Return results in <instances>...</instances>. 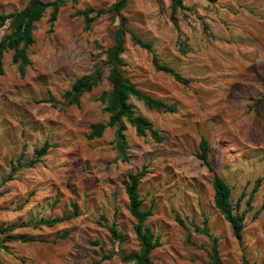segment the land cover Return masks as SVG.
<instances>
[{"label":"rangeland","instance_id":"rangeland-1","mask_svg":"<svg viewBox=\"0 0 264 264\" xmlns=\"http://www.w3.org/2000/svg\"><path fill=\"white\" fill-rule=\"evenodd\" d=\"M27 1L0 0V13L18 11ZM115 1L67 0L52 24L47 8L36 22L23 75L12 51L3 55L0 226L70 214L71 202L78 215L53 227L14 229L10 234L32 241L3 242L0 264H93L110 250L115 251L111 259L99 264H134L119 259V253L138 250L122 181L142 166L148 170L138 187L142 208H152L146 224L160 241L150 255L153 264H210L211 241L195 232L205 219L222 264H244L243 259L264 264V209L253 216L264 203V100L254 102L264 95V0H182L189 9L177 12L179 31L170 20V0H128L120 11L127 28L187 79L184 85L156 71L151 53L125 34V75L141 91L177 108L158 112L129 98L135 113L149 119L163 140L139 137L128 125V161L118 157L113 128L99 138L86 137L90 124L107 121L100 99L109 89L104 50L113 44L119 18L104 13L87 29L81 12L106 9ZM8 31L6 22L0 39ZM180 42L188 45L185 53ZM98 68L101 81L79 105L68 104L63 95L72 82ZM201 137L209 142L212 166L231 187L237 212L245 209L247 195L241 192L247 194L261 178L240 240L213 205L211 173L196 156ZM44 141L52 147L40 161L6 180L17 160L28 162ZM111 224L123 233L122 241L111 236Z\"/></svg>","mask_w":264,"mask_h":264},{"label":"trees","instance_id":"trees-1","mask_svg":"<svg viewBox=\"0 0 264 264\" xmlns=\"http://www.w3.org/2000/svg\"><path fill=\"white\" fill-rule=\"evenodd\" d=\"M215 2L216 0H207ZM67 0H28L27 3L18 11L0 13V27L9 22V31L0 39V74L3 73V55L5 52L12 51V62L17 64L19 72L23 75L26 67L30 64L28 56V48L34 43L33 32L36 28V22L41 19L47 8H50L49 20L52 24L58 12V9L65 5ZM128 0H116L106 9L94 10L93 8H85L82 10V15L85 22V28H89L91 23L97 16L104 13H110V17L119 18V26L114 31L113 44L104 50L106 55L105 66L107 67V82L109 84L108 91H104L101 95L102 109L107 114L106 122L92 123L89 126V132L86 137L88 139L99 138L103 135L107 127L113 128L115 147L118 151V157L123 161H128L127 154L128 143L125 135L127 126H131L135 134L139 137L149 135L155 142H161L163 136L154 128L152 122L146 117L136 114L132 105L129 103V98L132 96L141 101L144 106L150 110L158 112H175L177 108L174 104H170L161 99H157L136 87V85L124 73L123 67L126 62L122 56L125 51V34H130V39L134 45L139 46L151 53V62L156 71H163L170 74L176 81L187 84V79L184 78L177 70L168 64L162 63L160 58L153 51L152 44L143 41L140 36L130 31L127 28L128 20L120 14V11L127 5ZM170 20L177 31L180 30L177 12L178 10H188L182 0H170ZM92 12L95 15L90 16ZM203 29L208 30L206 22L202 21ZM188 47L185 42H180V50L185 53ZM102 79V70L95 69L92 73L83 74L77 77L71 84L70 88L64 93L68 104L79 105L82 95L92 90ZM49 99V98H48ZM52 98L49 99L51 101ZM264 100V95L255 99V104H259ZM52 145L48 141L33 149L34 157L28 162H21V158L17 160V166L11 168L6 180L13 178L14 171L22 167H34L49 150ZM209 142L206 138L201 137L198 143L196 156L208 171L211 173V185L213 189V205L215 209L229 222L232 235L237 240L242 238L243 222L245 212L253 211L252 201L254 195L259 189L261 178H257L251 190L246 194L241 192V196L247 195L245 200V209L242 213L237 212L234 203L232 202V190L229 184L217 173L209 159ZM148 172L146 166H142L136 172H129L126 178L123 179L124 191L126 193L129 205V212L134 218L133 231L138 241V250L128 253H119V259L123 263L134 264H153L151 260V252L160 245L159 236L154 234V231L146 224L148 217L153 214L152 208L143 209V198L141 197L138 187L141 179ZM2 195V192H0ZM238 205V204H237ZM72 213L61 215L59 217L40 218L38 220L29 219L24 222H12L7 226H0V234H5L0 239V246L5 247V241H32V238L27 235L10 234L18 227L30 226L32 228L53 227L64 221H68L78 215L77 205L75 202L70 203ZM264 209V203L259 209L253 211V216L257 217L260 211ZM103 217V216H101ZM111 236L122 241L124 235L117 230L115 224L107 227ZM195 232L207 236L211 241L210 264H222L218 256L217 238L209 232L207 219L204 220L201 228H195ZM66 233L61 234L60 238H65ZM97 244V242H93ZM114 250H110L102 254L99 260H95L93 264H99L100 260L111 259L114 255ZM245 259L243 262L245 264ZM1 262V261H0Z\"/></svg>","mask_w":264,"mask_h":264}]
</instances>
